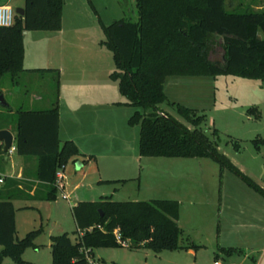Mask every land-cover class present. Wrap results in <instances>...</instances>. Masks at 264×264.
<instances>
[{
    "label": "trees",
    "instance_id": "obj_1",
    "mask_svg": "<svg viewBox=\"0 0 264 264\" xmlns=\"http://www.w3.org/2000/svg\"><path fill=\"white\" fill-rule=\"evenodd\" d=\"M254 1L255 7L230 9L227 0H137L136 20L123 17L106 25L100 19V25L106 37L101 43L113 52L115 70L110 77L118 82L126 98L119 104L137 108L129 124L140 125L139 154L213 158L264 196V188L222 153L217 141L201 127L206 115L180 103H170L165 92L169 76L234 75L264 80V0ZM64 3L65 0H25L24 15L15 14L12 26L0 27V79L11 74L14 83L19 82L25 71V31L60 30ZM217 44L222 46V57L212 58ZM166 101L193 127L165 113L160 105ZM2 110L5 112L0 113V130L15 122L16 152L37 157L35 177L43 185L34 195L19 188L20 181L13 178L4 179L0 186V264L5 257L16 264H32L23 254L28 248L39 247L35 241L44 228L41 225L17 238L12 200H55L59 190L57 172L81 153L73 140L60 139L57 103L49 109L18 108L13 120L10 104ZM247 112L260 117L257 107ZM213 132L218 134L217 129ZM234 144L241 148L240 143ZM7 152L1 145L0 154ZM72 212L81 234L76 241L69 232L51 236L52 264H92L89 257L96 248H145L159 253L198 246L181 242L180 203L175 199L117 201L106 195L96 201H79ZM225 250L230 253L235 249Z\"/></svg>",
    "mask_w": 264,
    "mask_h": 264
},
{
    "label": "rangeland",
    "instance_id": "obj_2",
    "mask_svg": "<svg viewBox=\"0 0 264 264\" xmlns=\"http://www.w3.org/2000/svg\"><path fill=\"white\" fill-rule=\"evenodd\" d=\"M65 2L63 26L66 41L64 44L79 42L80 47L76 51L77 57L80 58L82 54L88 53L92 58L98 60L96 63L99 68L108 66L113 72L115 70L113 52L101 43L106 37L100 25V19L106 25L123 17L136 20L138 18L137 0H65ZM24 3L25 0H0V4L10 5L14 9ZM247 6L255 7V1L227 0V7L230 9L234 7L244 9ZM29 33L25 37L27 52L36 58L48 57L52 52L46 46L48 44L53 50L55 39H46L45 37L56 32L38 30ZM222 54V46L217 44L211 57L221 58ZM93 64L95 65V63ZM21 75L17 84H14L11 74H5L0 79V91H2L5 100L17 109L50 108L57 103L62 108L64 125L67 124V127L76 134L77 122L80 121L79 117L82 113L69 114L70 106H74V102L79 97L80 88L76 87V80L72 82L73 85L70 83L67 85L65 81L61 88L56 71H25ZM97 78L102 84V75L100 74ZM176 81L178 82L176 83ZM111 82L113 84L110 83V89L112 90L114 85L117 97L126 100L119 91L118 82L115 80ZM165 92L170 103H180L196 109L201 115H206V120L201 127L217 141L219 150L228 156L236 166L239 167L240 163L247 170L254 172L257 176L256 181L264 187V176L262 177L264 174V147L261 154L256 151L258 144L264 146V80L234 75L174 76L167 79ZM170 103L166 101L160 105V108L192 128L193 125L181 116L176 107ZM250 107H257L260 117L255 114H247V109ZM0 108L4 107L0 105ZM136 109L133 106H123L109 114L104 111L97 114L88 113V124H94L98 120L100 129L103 127L107 131L103 137L99 138V142L90 143L96 154L92 165L77 172L74 163L69 162L66 169L68 184H66L65 191L70 193L73 190L76 196L86 198L88 201L99 200L103 194V196L114 194L113 199L117 201H139L161 198V196H166L164 190L167 186L180 185L182 188L179 193L182 199L180 225L183 228L181 242L183 244L192 242L201 244L197 248L198 264H214L217 253L220 254L217 258L220 264H226L229 255L220 252L218 247L235 244L243 246L242 250L232 254L234 263L264 264V236L260 242L248 245L243 243L246 241V233L239 230V226H243L241 224H244L245 228H249L263 217L264 197L246 182H243L234 172L228 168H221L213 158H180V161L189 162L187 168L189 174L186 175L188 179L179 180L165 176L164 171L156 169L154 163H150V161H158L154 159L170 161L172 158L143 156V161H147V164H145L142 174L143 188L141 193L138 192L136 184L138 180L129 179L137 174L140 163L138 159L140 125L128 123L129 117ZM15 117L16 115L12 114L10 120ZM104 118L106 122H104ZM215 129L218 134H213ZM235 142L240 143L243 152H239V149L235 147ZM85 172L86 178L82 181L81 187L74 190V186L81 181ZM98 177L110 179L98 184L94 182ZM122 178H127V180L122 181ZM89 183H93L94 190H89ZM157 186L159 189H156ZM160 188H164V190ZM62 194L60 189L58 200L65 210V217L61 219V225L76 241L79 233L73 214L70 212V204H74L76 197L73 195L69 202L62 198ZM241 199L251 206L250 208L244 207L245 214L239 212ZM19 204L38 207L35 209L25 208L19 212L20 238L26 235L23 233L25 229L29 232L42 225L44 232L36 240L41 247L40 256L44 257L43 253H46L50 258L47 247L50 242V234L60 233V220L57 222L58 217L52 206L53 203L28 199ZM259 224H263V221L261 220ZM29 251L34 250L30 249ZM97 251L96 259L98 255L103 257L100 259V264H116L115 261L117 264H154L151 257L146 262L144 253L148 250L143 248H99ZM190 257L194 258V255H190ZM23 258L26 260L25 256ZM6 261L16 264L10 257Z\"/></svg>",
    "mask_w": 264,
    "mask_h": 264
},
{
    "label": "crops",
    "instance_id": "obj_3",
    "mask_svg": "<svg viewBox=\"0 0 264 264\" xmlns=\"http://www.w3.org/2000/svg\"><path fill=\"white\" fill-rule=\"evenodd\" d=\"M66 3V2H65ZM64 3V5H65ZM25 3L21 5L20 7H24ZM63 13H64V7H63ZM38 31V30H34ZM30 31H25L24 33V44H25V56H24V69L25 71H36L35 69H53L52 71H56L58 74V79H59V85L61 88H63L65 81L66 84L70 83V85H73L72 83L74 80H76V87L80 88L79 89V97L77 98V101L74 102V106H70L69 108V114H81L80 121L77 122V130L76 134L75 132H72V129L67 127V124L64 125L63 122V112L61 106L58 104L59 107V114H60V126H59V135L61 141H65L67 139L73 140L81 153V155L73 158L72 161L74 163L75 171H83V169L86 167L88 168L90 165H92V162L94 161V157H96L95 150L91 148L90 143L94 142H99V138L103 137L104 133H106L107 130H105L103 127L100 129L98 120L95 121V123L88 124L87 120L89 119V114L92 113H99L100 111H104L107 114L110 112H113L116 110V108H121L123 106L125 107H131L129 105L125 104H119V103H125L126 100H121L119 97L116 95V91L114 90V85L113 89H110V83L113 84L111 81L114 80L110 77V74L112 72V69L106 66L105 68H99L96 63V59L92 58L91 55L88 53L82 54V56L79 58L76 55V51L79 50L80 43L79 42H70L67 44H64L66 41L65 38V29L63 26V16H62V28L60 30L54 31L56 33H50L51 35H47L45 38H54L55 42L53 46L55 47L53 50L52 48L49 47L47 44V48L50 49V52H52L48 57L46 56L45 58H36L33 54H29L27 52V46L25 43V37L30 34ZM74 41V39H72ZM76 40V39H75ZM89 56V57H88ZM114 60V59H113ZM95 63V65L93 63ZM28 63V65H26ZM96 66V67H95ZM24 71V72H25ZM51 71V70H48ZM100 71V73H99ZM102 75V84L100 83V80L97 78L99 75ZM22 76V75H21ZM174 77V76H169L167 77ZM176 77V76H175ZM195 77H205V76H195ZM167 79L165 82V86L167 83ZM116 81V80H115ZM178 81H176L177 83ZM19 82H16L14 84H17ZM89 90V91H88ZM61 99V96H60ZM175 103V102H174ZM10 104V103H8ZM1 105V104H0ZM11 105V104H10ZM3 106V105H1ZM7 107V106H3ZM13 111L10 112V115L15 114L17 108L13 107L11 105ZM51 108V107H50ZM35 109V108H31ZM39 109H49V108H39ZM248 110V109H247ZM0 108V113H4ZM88 114V115H87ZM247 114H249L247 112ZM251 115V114H249ZM80 116V115H79ZM131 117V116H130ZM129 117V118H130ZM104 122H106V119L104 118ZM7 123V122H6ZM129 123V119H128ZM69 124V122H68ZM65 126V130H64ZM70 126V125H68ZM3 129H8L12 132L13 134V145L16 148V127H15V122L11 121L9 122L8 126L3 128ZM109 136V133H108ZM140 139V138H139ZM4 146V143L0 141V146ZM264 145V144H263ZM264 146H257V153H262V148ZM239 152H243L242 147L239 149ZM108 158V157H106ZM156 158H162V157H156ZM169 159V157H165ZM208 158V157H205ZM138 159H139V170L135 176H132L129 178L130 180H138L137 184V190L139 193L142 191V174H143V169L145 167V164H147V161H143V156L138 154ZM177 159V158H176ZM172 158L170 161H163L162 159H154L158 161H150V163H154V167L156 169H161L162 171L165 172V176H169L173 179H188L186 175L189 174L187 168L189 162L185 161H180ZM69 161V162H70ZM69 164V163H68ZM68 164L62 168V171L64 173V178L62 180H59L57 178L59 190L63 192L62 198L71 200L72 196L75 195L72 192L68 193L66 190V184H68V174L66 173V169L68 167ZM199 164V163H196ZM38 167V159L37 157H25L22 155H19L16 150L14 152H7L4 154H0V177H3L4 179L8 178H13L15 180L20 181V184L18 185L19 188L25 189V191L30 194L34 195L36 189L38 186L41 184L43 185L42 182H40L38 179H36L35 174L37 171ZM202 168V167H201ZM222 168V167H221ZM181 169V170H179ZM239 169L244 172L246 175L251 177L254 181H256V177L254 172L247 170L245 166L239 163ZM164 175V174H163ZM161 176V175H160ZM159 176V178H160ZM264 174H262V177ZM86 178V172L84 173L81 181L77 182V184L74 186V190L78 189L81 187V183L83 180ZM240 178V177H239ZM110 178H102L98 177L94 180V182L100 184L102 182L108 181ZM123 180H127V178H122ZM241 179V178H240ZM243 182H245L243 179H241ZM67 181V182H66ZM116 181V180H115ZM257 182V181H256ZM258 183V182H257ZM4 184V181L0 183V186ZM262 188L263 185L261 183H258ZM31 187V188H30ZM89 190H94V185L93 183H89L88 186ZM156 189H159L158 186ZM164 190V188H160ZM58 190V192H59ZM9 191V190H7ZM164 195L166 196H161V198H155V199H175L178 200L179 203L181 204V197H180V192L182 191V188L180 185H170L167 186L166 189L164 190ZM257 192V191H256ZM167 194H171L168 196ZM66 195L67 198H64L63 196ZM104 195V194H103ZM102 195V196H103ZM114 194H110L108 196H112L113 198ZM263 196V195H262ZM76 201L74 204H70V212H72V208L74 205H76L79 201L87 200L86 198H81L76 196ZM264 197V196H263ZM28 199L23 198V197H18L13 199V204L16 208V214H15V223H16V237L20 238L19 236V212L25 210V208H38L35 205H28V204H19ZM29 200H34V201H40L44 202L45 200H39V199H29ZM50 204H52L56 216L58 217L57 222L59 221V231L61 233L63 232H68L65 230L64 226L61 225V219L65 217V210L61 207L59 204L58 200V195L57 198L53 201H48ZM241 207L239 212L245 214L246 208H250L251 206L248 205L244 201V199H241L240 201ZM181 206V205H180ZM243 208V209H241ZM74 218V216H73ZM181 219V207H180V216H179V223ZM263 221V224H259ZM75 221V219H74ZM76 223V221H75ZM254 226H250L249 228H245L244 224H241L243 226H239V230H242L243 232L246 233L245 239L243 243H247L248 245L254 242H260L263 239L264 236V215L261 217L258 222L254 223ZM77 226V224H76ZM78 230V228H77ZM27 229L24 230L23 233H27ZM78 232V231H77ZM81 234L80 232H78ZM56 235V234H50V242L47 244V247L49 248L50 252V258L47 257L46 253H43L44 257L40 256L41 255V247L38 248H28L25 250L23 256H25L26 260L31 262L32 264H52V253H51V236ZM193 243V242H192ZM36 244L39 246L36 240ZM195 244V243H194ZM246 244V245H247ZM188 245V244H185ZM198 245L197 247H188L184 249H179V250H164L162 252L156 253L153 252L149 249L148 251H145L144 255L146 258V262L148 259L151 257L153 259L154 264H198L197 260V254H198V247L201 246V244H196ZM242 244H235V245H227V246H222L218 247V250L220 252L226 253L228 256V260L226 264H236L232 261L234 256L232 254L236 251L242 250L241 247ZM119 248V247H118ZM227 248H234L235 250L233 252H227L225 249ZM1 249V247H0ZM30 249H33L34 251H29ZM145 249V248H143ZM99 248H96L93 250L91 254V262L93 264H100V259H103V257L99 256L96 259V252H98ZM246 251V250H245ZM28 254V255H27ZM34 255V256H33ZM190 255H194V258H191ZM220 256L219 253L216 254V260L218 261V257ZM8 257H5L3 260L2 264H10L7 263L6 261ZM214 261V262H215ZM117 264V262L115 261Z\"/></svg>",
    "mask_w": 264,
    "mask_h": 264
},
{
    "label": "built area",
    "instance_id": "obj_4",
    "mask_svg": "<svg viewBox=\"0 0 264 264\" xmlns=\"http://www.w3.org/2000/svg\"><path fill=\"white\" fill-rule=\"evenodd\" d=\"M15 9L13 7H11L10 5L7 4H0V27H8V26H12L15 22ZM16 150V148L14 146H12L8 152H14ZM57 178L59 180H62L64 178V173L62 171V169H60L57 172ZM3 177H0V183H2ZM64 198H67L66 195L63 196ZM117 238L120 240V235L117 234ZM123 245H127V242H122ZM89 260L91 262V259L89 257ZM93 264V262H91ZM214 264H220L219 261H215Z\"/></svg>",
    "mask_w": 264,
    "mask_h": 264
},
{
    "label": "water",
    "instance_id": "obj_5",
    "mask_svg": "<svg viewBox=\"0 0 264 264\" xmlns=\"http://www.w3.org/2000/svg\"><path fill=\"white\" fill-rule=\"evenodd\" d=\"M16 14L24 15V7H17L15 9ZM0 104L3 106H8V102L5 100L4 96L0 94ZM0 141L4 143V150L8 151L13 145V134L8 129L0 130Z\"/></svg>",
    "mask_w": 264,
    "mask_h": 264
}]
</instances>
